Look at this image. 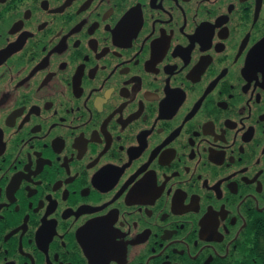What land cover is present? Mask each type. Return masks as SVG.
I'll use <instances>...</instances> for the list:
<instances>
[{"label":"flooded vegetation","instance_id":"1","mask_svg":"<svg viewBox=\"0 0 264 264\" xmlns=\"http://www.w3.org/2000/svg\"><path fill=\"white\" fill-rule=\"evenodd\" d=\"M0 264H264V0H0Z\"/></svg>","mask_w":264,"mask_h":264}]
</instances>
